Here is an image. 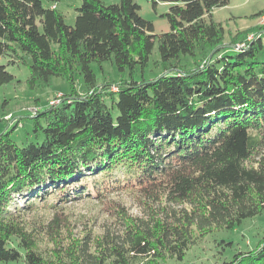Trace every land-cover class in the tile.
Returning a JSON list of instances; mask_svg holds the SVG:
<instances>
[{"label":"trees","instance_id":"16d2710c","mask_svg":"<svg viewBox=\"0 0 264 264\" xmlns=\"http://www.w3.org/2000/svg\"><path fill=\"white\" fill-rule=\"evenodd\" d=\"M58 1L0 0V87L21 64L32 91L54 78L69 86L34 113L42 142L0 134V261L167 264L264 214V27L226 42L213 12L230 0H160L171 3L161 34L137 0H82L69 26ZM156 46L160 71L150 75ZM107 62L120 81L100 83L92 64ZM121 195L142 203L139 215L116 204L97 233L60 237L69 204ZM47 211L52 251L40 245L42 225L28 221ZM221 264H264V238Z\"/></svg>","mask_w":264,"mask_h":264},{"label":"rangeland","instance_id":"374dc122","mask_svg":"<svg viewBox=\"0 0 264 264\" xmlns=\"http://www.w3.org/2000/svg\"><path fill=\"white\" fill-rule=\"evenodd\" d=\"M102 1L105 5H112L119 3L120 0ZM137 2L141 7L140 15L153 22L156 34L169 31L168 20L161 15L169 11L171 3L161 2L160 0H137ZM81 4L82 0H59L53 5V8L57 7L62 12L67 25L74 26L78 13L77 9ZM263 6L264 0H230V4L227 7L216 9L213 12V18L216 22L224 25L226 42H229L231 35H235L239 31L257 26L264 27L261 24V17L259 19L256 16ZM249 37L253 39L254 34L249 35L248 40ZM260 38L264 44V31L260 34ZM242 44L245 46V43ZM242 44L240 43L235 48H231L230 53L235 54ZM159 59L156 46L151 59L150 75L159 74L160 70L156 69L158 67L157 60ZM27 61L31 64V59H27ZM1 62L6 64L7 59L2 58ZM92 67L98 79H100V83L105 78L106 80L120 81V74L111 63H104L102 67L92 64ZM8 71L16 79L12 83L0 87V134L11 131L12 140L19 146H25L29 143H40L43 141L44 135L42 131H35L32 119L35 111L45 108L49 103H59L62 94L69 90V86L65 81L54 78L50 87L32 91L26 84L30 76V70L27 65H10ZM140 77L138 75L139 79ZM76 89L81 92L84 91V84L79 79H77ZM2 119H10L11 121L7 124ZM104 201L71 203L64 208L63 220L65 221L60 237H78L88 230H94L97 233L101 230L100 228L105 221L112 219L111 215L116 210V204L120 208H125L132 215L140 214L139 206L142 203L133 196H113ZM37 215L29 216L28 221L29 223L31 222L32 226H38V222L42 225L38 229L42 232L40 245L42 249L52 251L55 245V238H51L44 229L55 215L49 211L45 212V215ZM262 238H264V214L245 220L242 225L232 231L219 230L209 233L187 252L183 261L168 260L167 264H221L226 260H230L238 251L253 249ZM11 246H17V243L14 242ZM21 251L23 252L22 249ZM0 264L7 263L0 261ZM9 264H23V262Z\"/></svg>","mask_w":264,"mask_h":264},{"label":"bare ground","instance_id":"6f19581e","mask_svg":"<svg viewBox=\"0 0 264 264\" xmlns=\"http://www.w3.org/2000/svg\"><path fill=\"white\" fill-rule=\"evenodd\" d=\"M261 24L264 25V14L261 16ZM251 38V37H249ZM244 44H242L241 46H239V48H243Z\"/></svg>","mask_w":264,"mask_h":264},{"label":"crops","instance_id":"0c3cea01","mask_svg":"<svg viewBox=\"0 0 264 264\" xmlns=\"http://www.w3.org/2000/svg\"><path fill=\"white\" fill-rule=\"evenodd\" d=\"M264 11V6L260 8V11L257 12L258 14H256V16L260 19V16H259V13L263 12Z\"/></svg>","mask_w":264,"mask_h":264},{"label":"built area","instance_id":"2783aa9c","mask_svg":"<svg viewBox=\"0 0 264 264\" xmlns=\"http://www.w3.org/2000/svg\"><path fill=\"white\" fill-rule=\"evenodd\" d=\"M249 39H252V38H249Z\"/></svg>","mask_w":264,"mask_h":264},{"label":"clouds","instance_id":"9594fccd","mask_svg":"<svg viewBox=\"0 0 264 264\" xmlns=\"http://www.w3.org/2000/svg\"><path fill=\"white\" fill-rule=\"evenodd\" d=\"M249 40H252V39H249Z\"/></svg>","mask_w":264,"mask_h":264}]
</instances>
